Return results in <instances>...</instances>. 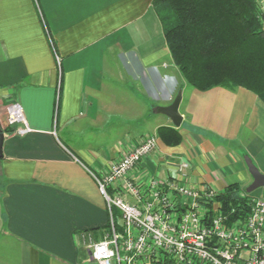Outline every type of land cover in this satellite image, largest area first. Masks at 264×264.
I'll return each mask as SVG.
<instances>
[{"label":"crops","instance_id":"crops-1","mask_svg":"<svg viewBox=\"0 0 264 264\" xmlns=\"http://www.w3.org/2000/svg\"><path fill=\"white\" fill-rule=\"evenodd\" d=\"M151 1L0 0V264H93L81 235L99 240L108 212L92 174L141 138L157 139L141 176L170 177L187 160L191 182L221 192L252 181L244 156L264 174L253 92L183 84L179 127L157 112L182 77ZM11 102L23 135L7 122ZM172 129L180 140L166 143Z\"/></svg>","mask_w":264,"mask_h":264},{"label":"built area","instance_id":"built-area-1","mask_svg":"<svg viewBox=\"0 0 264 264\" xmlns=\"http://www.w3.org/2000/svg\"><path fill=\"white\" fill-rule=\"evenodd\" d=\"M264 3V0H261ZM14 133L28 131L19 103L6 106ZM156 137L141 138L112 161L100 176L92 174L108 212V228L99 240L82 234L93 264H264V197L249 193L243 213L222 208L219 193L191 182L187 160L173 164L162 178L140 175L142 160L156 150ZM117 210V217L113 210Z\"/></svg>","mask_w":264,"mask_h":264},{"label":"trees","instance_id":"trees-1","mask_svg":"<svg viewBox=\"0 0 264 264\" xmlns=\"http://www.w3.org/2000/svg\"><path fill=\"white\" fill-rule=\"evenodd\" d=\"M168 51L182 82L199 91L213 87L253 92L264 103V3L261 0H152ZM166 143L179 142L175 129ZM172 141H170V140ZM249 193L228 184L215 199L222 208L243 205ZM117 210L113 215L117 217Z\"/></svg>","mask_w":264,"mask_h":264},{"label":"water","instance_id":"water-1","mask_svg":"<svg viewBox=\"0 0 264 264\" xmlns=\"http://www.w3.org/2000/svg\"><path fill=\"white\" fill-rule=\"evenodd\" d=\"M181 90H178L172 99V101L164 106H157L156 110L159 113L164 114L169 118L174 127H179L182 117L178 111L179 104L181 101ZM2 142H3V132L0 130V157L2 156ZM244 162L247 168L248 173L250 174L252 181L245 188L246 193H250L257 188L264 187V174L258 171V169L254 166L251 160L244 156Z\"/></svg>","mask_w":264,"mask_h":264},{"label":"rangeland","instance_id":"rangeland-1","mask_svg":"<svg viewBox=\"0 0 264 264\" xmlns=\"http://www.w3.org/2000/svg\"><path fill=\"white\" fill-rule=\"evenodd\" d=\"M172 99H173V98H172ZM247 185H249V184H244V183H242V184H241V187H242V188H246V187H247ZM255 190H256V189H255ZM255 190H254V191H252V192H250V193H254V192H255Z\"/></svg>","mask_w":264,"mask_h":264}]
</instances>
